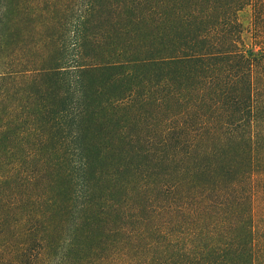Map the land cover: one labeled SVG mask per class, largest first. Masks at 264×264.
I'll return each mask as SVG.
<instances>
[{
  "label": "trees",
  "instance_id": "16d2710c",
  "mask_svg": "<svg viewBox=\"0 0 264 264\" xmlns=\"http://www.w3.org/2000/svg\"><path fill=\"white\" fill-rule=\"evenodd\" d=\"M0 264H264V0H0Z\"/></svg>",
  "mask_w": 264,
  "mask_h": 264
},
{
  "label": "rangeland",
  "instance_id": "374dc122",
  "mask_svg": "<svg viewBox=\"0 0 264 264\" xmlns=\"http://www.w3.org/2000/svg\"><path fill=\"white\" fill-rule=\"evenodd\" d=\"M243 21H244L245 25L248 26V24L250 23V16L249 15H244L243 16Z\"/></svg>",
  "mask_w": 264,
  "mask_h": 264
}]
</instances>
